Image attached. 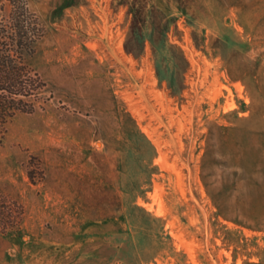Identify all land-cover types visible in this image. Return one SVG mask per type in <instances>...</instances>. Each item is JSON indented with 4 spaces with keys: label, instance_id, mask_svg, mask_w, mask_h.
Masks as SVG:
<instances>
[{
    "label": "rangeland",
    "instance_id": "obj_1",
    "mask_svg": "<svg viewBox=\"0 0 264 264\" xmlns=\"http://www.w3.org/2000/svg\"><path fill=\"white\" fill-rule=\"evenodd\" d=\"M26 1L0 264H264V0Z\"/></svg>",
    "mask_w": 264,
    "mask_h": 264
},
{
    "label": "trees",
    "instance_id": "obj_2",
    "mask_svg": "<svg viewBox=\"0 0 264 264\" xmlns=\"http://www.w3.org/2000/svg\"><path fill=\"white\" fill-rule=\"evenodd\" d=\"M9 1L12 22H0V112L18 108L16 96L24 94L22 79L25 71L18 58L22 59L23 52L30 49L32 40L29 34L36 32L37 24L26 0ZM1 7L6 10V5ZM5 95L8 99L3 101Z\"/></svg>",
    "mask_w": 264,
    "mask_h": 264
}]
</instances>
